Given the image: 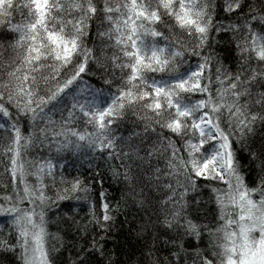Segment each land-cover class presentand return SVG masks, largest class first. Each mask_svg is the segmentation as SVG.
<instances>
[{
    "label": "snow or ice",
    "instance_id": "1",
    "mask_svg": "<svg viewBox=\"0 0 264 264\" xmlns=\"http://www.w3.org/2000/svg\"><path fill=\"white\" fill-rule=\"evenodd\" d=\"M0 264H264V0H0Z\"/></svg>",
    "mask_w": 264,
    "mask_h": 264
},
{
    "label": "trees",
    "instance_id": "2",
    "mask_svg": "<svg viewBox=\"0 0 264 264\" xmlns=\"http://www.w3.org/2000/svg\"><path fill=\"white\" fill-rule=\"evenodd\" d=\"M118 194V193H116ZM124 221V216H120L115 222V229L113 231V243L119 244L124 248H127L129 244H133L134 240L130 236V227L128 223H122ZM111 247V245H110Z\"/></svg>",
    "mask_w": 264,
    "mask_h": 264
}]
</instances>
